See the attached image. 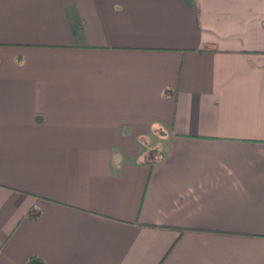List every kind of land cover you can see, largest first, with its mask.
Segmentation results:
<instances>
[{
  "label": "crops",
  "instance_id": "obj_1",
  "mask_svg": "<svg viewBox=\"0 0 264 264\" xmlns=\"http://www.w3.org/2000/svg\"><path fill=\"white\" fill-rule=\"evenodd\" d=\"M0 264H264V0H0Z\"/></svg>",
  "mask_w": 264,
  "mask_h": 264
},
{
  "label": "trees",
  "instance_id": "obj_2",
  "mask_svg": "<svg viewBox=\"0 0 264 264\" xmlns=\"http://www.w3.org/2000/svg\"><path fill=\"white\" fill-rule=\"evenodd\" d=\"M31 216H32V217H35V216H36V214H34V213H33V214H31Z\"/></svg>",
  "mask_w": 264,
  "mask_h": 264
}]
</instances>
